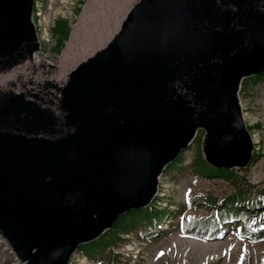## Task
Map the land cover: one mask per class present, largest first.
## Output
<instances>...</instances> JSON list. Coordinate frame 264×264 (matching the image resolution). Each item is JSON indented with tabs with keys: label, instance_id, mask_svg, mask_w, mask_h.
<instances>
[{
	"label": "water",
	"instance_id": "1",
	"mask_svg": "<svg viewBox=\"0 0 264 264\" xmlns=\"http://www.w3.org/2000/svg\"><path fill=\"white\" fill-rule=\"evenodd\" d=\"M34 3L0 0V234L21 264H69L150 204L200 129L207 163L248 166L264 0H98L58 67L32 59Z\"/></svg>",
	"mask_w": 264,
	"mask_h": 264
},
{
	"label": "rangeland",
	"instance_id": "2",
	"mask_svg": "<svg viewBox=\"0 0 264 264\" xmlns=\"http://www.w3.org/2000/svg\"><path fill=\"white\" fill-rule=\"evenodd\" d=\"M36 1V0H35ZM98 0H37V12L33 11L31 20L36 28L39 40L38 50L33 54L35 63L44 62L58 67L63 58L69 40L60 51L55 49V40L51 27L56 18H68L71 33L88 7ZM35 4V3H34ZM238 90V101L246 130L251 137L253 151L262 157L254 163L248 172L251 182L264 187V86L258 85L249 91ZM256 124H259L256 126ZM203 130L196 133L195 138ZM205 133V132H204ZM204 137V135H203ZM202 137V140H203ZM195 140V139H194ZM192 141L185 151V163H188L196 153L198 143ZM202 144V142H201ZM233 187L222 178L200 179L196 175L184 173L176 180L159 178L157 196L164 202H170L172 211H178L180 204L191 197L205 193L223 196L230 193ZM202 208L189 209L185 213L193 216ZM175 219L168 217L161 226L162 236L152 244L141 243L131 237L116 252L121 254L123 261L141 262V264H264V241L252 243L237 236L235 232L226 231L219 239L204 240L188 236L182 229L173 226ZM133 238V239H132ZM1 250V245H0ZM75 264H101L90 256L89 261L84 255L75 252L71 258ZM8 260L4 264H18Z\"/></svg>",
	"mask_w": 264,
	"mask_h": 264
},
{
	"label": "trees",
	"instance_id": "3",
	"mask_svg": "<svg viewBox=\"0 0 264 264\" xmlns=\"http://www.w3.org/2000/svg\"><path fill=\"white\" fill-rule=\"evenodd\" d=\"M37 12V0L34 4ZM68 18L60 17L54 20L51 33L55 40V49L61 50L68 41L71 33ZM241 91H249L259 84L264 86V72L259 75L246 77L241 82ZM259 124H256V126ZM204 131L195 138L198 147L190 162L185 163V151L163 170L161 176L176 180L179 175L190 173L200 179H225L233 190L223 196L205 193L197 197H189L185 203L180 204L177 212L172 211L170 200L164 202L155 196L146 207L132 209L119 216L114 225L107 229L97 239L82 244L78 253L101 264H141V262L123 261L116 248L123 245L131 237L141 243H155L162 236L161 226L170 216L175 219L173 226L183 230L188 236L197 239L214 240L222 238L226 231L235 232L238 237L252 242L264 241V187L253 183L248 178L250 167L262 155L253 151V156L246 168L218 169L207 163L201 153V142ZM202 208L193 216H187L189 209ZM133 239V238H132ZM69 264H75L70 261Z\"/></svg>",
	"mask_w": 264,
	"mask_h": 264
},
{
	"label": "bare ground",
	"instance_id": "4",
	"mask_svg": "<svg viewBox=\"0 0 264 264\" xmlns=\"http://www.w3.org/2000/svg\"><path fill=\"white\" fill-rule=\"evenodd\" d=\"M0 245H1L0 264H4L8 260H15L17 263H21V261L18 259L15 252L12 250L11 246L9 245L6 239L3 240L0 239Z\"/></svg>",
	"mask_w": 264,
	"mask_h": 264
},
{
	"label": "built area",
	"instance_id": "5",
	"mask_svg": "<svg viewBox=\"0 0 264 264\" xmlns=\"http://www.w3.org/2000/svg\"><path fill=\"white\" fill-rule=\"evenodd\" d=\"M0 239H2V240L4 239V238L1 236V234H0ZM18 264H21V263H18Z\"/></svg>",
	"mask_w": 264,
	"mask_h": 264
},
{
	"label": "snow or ice",
	"instance_id": "6",
	"mask_svg": "<svg viewBox=\"0 0 264 264\" xmlns=\"http://www.w3.org/2000/svg\"><path fill=\"white\" fill-rule=\"evenodd\" d=\"M262 226H264V225H262Z\"/></svg>",
	"mask_w": 264,
	"mask_h": 264
}]
</instances>
